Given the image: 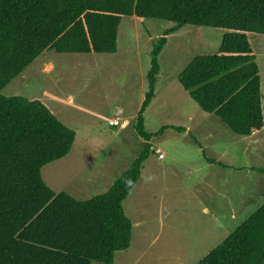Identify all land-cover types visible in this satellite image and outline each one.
I'll list each match as a JSON object with an SVG mask.
<instances>
[{
	"label": "trees",
	"instance_id": "1",
	"mask_svg": "<svg viewBox=\"0 0 264 264\" xmlns=\"http://www.w3.org/2000/svg\"><path fill=\"white\" fill-rule=\"evenodd\" d=\"M126 16L174 25L151 50L148 90L135 130L144 148L104 193L56 192L42 168L69 154L76 131L40 100L2 90L41 54L115 53ZM184 25L225 29L217 52L201 53L178 81L233 133L264 127L261 76L248 33L264 34V0H0V264H115L131 245L123 202L155 152L144 113L155 96L159 55ZM197 264H264V202Z\"/></svg>",
	"mask_w": 264,
	"mask_h": 264
},
{
	"label": "rangeland",
	"instance_id": "2",
	"mask_svg": "<svg viewBox=\"0 0 264 264\" xmlns=\"http://www.w3.org/2000/svg\"><path fill=\"white\" fill-rule=\"evenodd\" d=\"M173 25L126 16L115 53L45 52L2 90L42 101L76 131L69 154L42 168L57 193L83 200L104 193L140 154L145 140L135 122L148 90L151 50ZM225 33L184 25L168 35L155 96L144 113L147 131L157 133L151 140L155 152L123 202L132 239L116 253L115 264H197L264 202V127L249 136L233 133L178 81L195 56L218 51ZM248 37L264 114V47L255 41L264 34Z\"/></svg>",
	"mask_w": 264,
	"mask_h": 264
},
{
	"label": "built area",
	"instance_id": "3",
	"mask_svg": "<svg viewBox=\"0 0 264 264\" xmlns=\"http://www.w3.org/2000/svg\"><path fill=\"white\" fill-rule=\"evenodd\" d=\"M109 124L110 125H117V124H119V122L117 120H111V121H109ZM156 152H158V157L160 159L165 158V154L163 152H160V151H156Z\"/></svg>",
	"mask_w": 264,
	"mask_h": 264
},
{
	"label": "crops",
	"instance_id": "4",
	"mask_svg": "<svg viewBox=\"0 0 264 264\" xmlns=\"http://www.w3.org/2000/svg\"><path fill=\"white\" fill-rule=\"evenodd\" d=\"M250 40V39H249ZM256 44L257 45H262L264 47V37H258L256 40ZM161 150V149H160ZM163 151V150H161ZM165 158H166V155H165ZM165 158H163L162 160H164ZM207 210V209H206Z\"/></svg>",
	"mask_w": 264,
	"mask_h": 264
},
{
	"label": "water",
	"instance_id": "5",
	"mask_svg": "<svg viewBox=\"0 0 264 264\" xmlns=\"http://www.w3.org/2000/svg\"><path fill=\"white\" fill-rule=\"evenodd\" d=\"M154 148V147H153Z\"/></svg>",
	"mask_w": 264,
	"mask_h": 264
}]
</instances>
